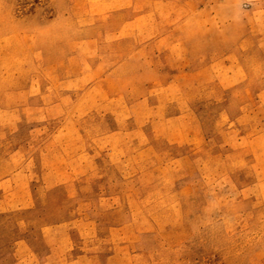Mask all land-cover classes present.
Wrapping results in <instances>:
<instances>
[{"label":"rangeland","instance_id":"374dc122","mask_svg":"<svg viewBox=\"0 0 264 264\" xmlns=\"http://www.w3.org/2000/svg\"><path fill=\"white\" fill-rule=\"evenodd\" d=\"M25 83L32 105L0 130V162L22 147L35 184L58 129L121 138L141 148L125 179L158 198L135 264H264V0H0V121ZM95 161L94 178L116 177ZM33 190L36 211H67L64 189Z\"/></svg>","mask_w":264,"mask_h":264},{"label":"crops","instance_id":"0c3cea01","mask_svg":"<svg viewBox=\"0 0 264 264\" xmlns=\"http://www.w3.org/2000/svg\"><path fill=\"white\" fill-rule=\"evenodd\" d=\"M28 88L25 83L17 92L19 101L8 104L17 107L14 111L2 113L0 130L16 131L24 115L15 114L32 105ZM78 129L70 124L69 130L50 135L39 153L40 178L35 184L22 147L0 162V168L8 170L0 176V264H135L136 258L150 257L148 243L158 231L155 190L141 192L137 171L127 178L132 188H124L125 154L138 155L140 146L126 151L121 138L117 146H93ZM123 134L120 130L109 136ZM97 158L107 159L116 177L94 178ZM155 184V179L148 181L150 188ZM32 187L41 189L43 199L56 190L67 191V211L60 205L36 211L39 197Z\"/></svg>","mask_w":264,"mask_h":264}]
</instances>
